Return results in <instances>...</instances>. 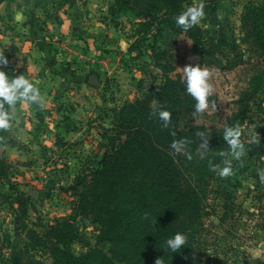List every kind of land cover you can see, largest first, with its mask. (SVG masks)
Listing matches in <instances>:
<instances>
[{
	"label": "rangeland",
	"instance_id": "374dc122",
	"mask_svg": "<svg viewBox=\"0 0 264 264\" xmlns=\"http://www.w3.org/2000/svg\"><path fill=\"white\" fill-rule=\"evenodd\" d=\"M199 2H186L183 11ZM202 2L205 16L197 25L201 55L194 51L193 31L165 29L157 35L154 15L139 18L119 11L113 0L2 3L0 56L9 61L3 70L33 82L43 106L25 100L7 106L8 140L0 148L9 165L0 177V264H52L39 238L47 236V225L64 219L76 231L72 247L77 255L92 247L110 255V244L99 241V226L73 207L80 198V179L104 155L113 109L162 83L151 59L154 49H169L182 75L189 65L207 68L217 96L208 113L220 118L218 125L231 116L245 76L241 68L226 66L237 57L247 58L241 16L247 4L264 0ZM247 115L243 155L236 159L231 154L235 170L209 181L215 191L197 234L201 247L195 259L200 264H264V91L252 100ZM256 125L262 130H255ZM22 223L40 237H28Z\"/></svg>",
	"mask_w": 264,
	"mask_h": 264
},
{
	"label": "trees",
	"instance_id": "16d2710c",
	"mask_svg": "<svg viewBox=\"0 0 264 264\" xmlns=\"http://www.w3.org/2000/svg\"><path fill=\"white\" fill-rule=\"evenodd\" d=\"M4 1L0 0V5ZM113 1L119 11L136 17L154 15L156 34L160 35L165 29L183 30L176 25L175 17L191 0ZM241 25L247 58L228 61L226 68H241L245 85L236 93L231 116L220 125V118L214 120L215 115L207 109L203 113L194 111L196 101L185 91L186 78L176 71L173 53L167 48L154 49L151 59L161 71L162 83L155 91L113 109L104 155L98 166L80 179L82 190L73 207L99 226V241L110 244V255L96 247L77 255L72 247L77 235L69 219L47 225L45 238L22 223L28 237H40L52 264H156L158 259L160 264H200L195 259L201 247L197 234L208 198L215 191L209 181L218 175L211 166L224 167L227 160L232 170L236 168L230 146L223 139L224 130L240 127L246 146L242 125L248 122L252 100L264 91V3L247 4ZM189 30L197 40L194 51L201 55V29L196 25ZM209 101V107L215 106L217 96L212 93ZM4 107L7 109V105ZM161 109L171 113L167 126L158 118ZM254 129L262 130L260 125ZM7 140V130L0 129V148ZM174 140L184 141L179 152L171 147ZM8 167L6 153L0 151V177L6 175ZM226 217L224 214L220 221ZM177 232L186 236V244L173 253L165 242Z\"/></svg>",
	"mask_w": 264,
	"mask_h": 264
},
{
	"label": "clouds",
	"instance_id": "9594fccd",
	"mask_svg": "<svg viewBox=\"0 0 264 264\" xmlns=\"http://www.w3.org/2000/svg\"><path fill=\"white\" fill-rule=\"evenodd\" d=\"M205 16V5L202 2L193 4L187 7L185 11L175 17V23L178 27L187 31L192 27L201 23ZM9 63L5 56H0V129H7L10 127L11 114L4 107L13 108L18 101L25 100L31 103H38L43 106V99L40 95L39 89L36 85L20 74L10 77L8 73L3 70L4 65ZM184 69L186 78L185 91L193 97L196 101L194 111L196 113H203L209 108V97L212 94V85L209 82L211 76L207 68L201 66L189 65ZM215 103L214 101L212 102ZM158 118L167 126L171 120V113L168 110L161 109L158 112ZM242 129L240 127H226L223 133V139L230 146V152L233 157L239 159L243 155L244 145L241 141ZM184 141H173L171 147L177 152L183 147ZM224 155V153H221ZM225 166L212 165V170L218 172L221 177H228L232 174L230 162L225 160ZM261 179L264 180V173H261ZM166 247L173 253L178 252L186 244V236L177 232L174 236L166 240ZM160 264V259L156 261Z\"/></svg>",
	"mask_w": 264,
	"mask_h": 264
},
{
	"label": "water",
	"instance_id": "95a60500",
	"mask_svg": "<svg viewBox=\"0 0 264 264\" xmlns=\"http://www.w3.org/2000/svg\"><path fill=\"white\" fill-rule=\"evenodd\" d=\"M91 82H97V77H95V76H91Z\"/></svg>",
	"mask_w": 264,
	"mask_h": 264
},
{
	"label": "crops",
	"instance_id": "0c3cea01",
	"mask_svg": "<svg viewBox=\"0 0 264 264\" xmlns=\"http://www.w3.org/2000/svg\"><path fill=\"white\" fill-rule=\"evenodd\" d=\"M3 4H1L0 6H2ZM13 15V14H12ZM63 25V24H62ZM62 30L64 31V25H63V27H62ZM14 49V48H13ZM17 48L15 47V50H16Z\"/></svg>",
	"mask_w": 264,
	"mask_h": 264
}]
</instances>
